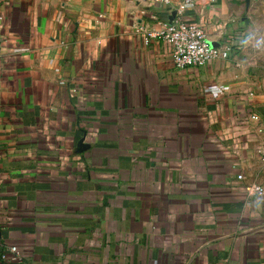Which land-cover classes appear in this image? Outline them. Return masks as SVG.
<instances>
[{
	"label": "crops",
	"instance_id": "crops-1",
	"mask_svg": "<svg viewBox=\"0 0 264 264\" xmlns=\"http://www.w3.org/2000/svg\"><path fill=\"white\" fill-rule=\"evenodd\" d=\"M179 1L0 0V264H264V11L196 0L233 52L177 69Z\"/></svg>",
	"mask_w": 264,
	"mask_h": 264
},
{
	"label": "built area",
	"instance_id": "built-area-1",
	"mask_svg": "<svg viewBox=\"0 0 264 264\" xmlns=\"http://www.w3.org/2000/svg\"><path fill=\"white\" fill-rule=\"evenodd\" d=\"M163 4H170V0H153ZM196 0H180L176 5L175 15L169 20H158L157 28L149 31V37H160L171 47L172 62L175 68L202 67L213 59H228L233 52V44L211 45L207 40L203 27L197 23L183 20L184 11L193 5ZM264 72V65L261 67ZM250 118L256 121H264V115L253 113ZM264 161V148L260 150ZM238 178H241L238 175ZM246 192L250 195H261L264 187L255 182L246 185ZM9 254L19 257V252L15 246L1 249L0 259L9 260Z\"/></svg>",
	"mask_w": 264,
	"mask_h": 264
},
{
	"label": "rangeland",
	"instance_id": "rangeland-1",
	"mask_svg": "<svg viewBox=\"0 0 264 264\" xmlns=\"http://www.w3.org/2000/svg\"><path fill=\"white\" fill-rule=\"evenodd\" d=\"M241 1L244 2V0H241ZM251 3L255 10V14H257L258 9L259 10L262 9V11H264V0H248V7L251 6Z\"/></svg>",
	"mask_w": 264,
	"mask_h": 264
},
{
	"label": "water",
	"instance_id": "water-1",
	"mask_svg": "<svg viewBox=\"0 0 264 264\" xmlns=\"http://www.w3.org/2000/svg\"><path fill=\"white\" fill-rule=\"evenodd\" d=\"M245 2L248 4V0H245Z\"/></svg>",
	"mask_w": 264,
	"mask_h": 264
},
{
	"label": "trees",
	"instance_id": "trees-1",
	"mask_svg": "<svg viewBox=\"0 0 264 264\" xmlns=\"http://www.w3.org/2000/svg\"><path fill=\"white\" fill-rule=\"evenodd\" d=\"M262 115H264V113H262Z\"/></svg>",
	"mask_w": 264,
	"mask_h": 264
}]
</instances>
